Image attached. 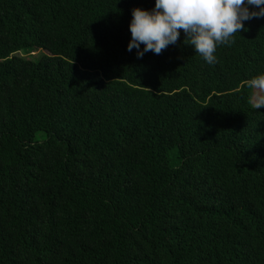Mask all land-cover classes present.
Returning <instances> with one entry per match:
<instances>
[{
	"label": "trees",
	"instance_id": "16d2710c",
	"mask_svg": "<svg viewBox=\"0 0 264 264\" xmlns=\"http://www.w3.org/2000/svg\"><path fill=\"white\" fill-rule=\"evenodd\" d=\"M154 2L0 0V264H264V18L137 59Z\"/></svg>",
	"mask_w": 264,
	"mask_h": 264
},
{
	"label": "clouds",
	"instance_id": "9594fccd",
	"mask_svg": "<svg viewBox=\"0 0 264 264\" xmlns=\"http://www.w3.org/2000/svg\"><path fill=\"white\" fill-rule=\"evenodd\" d=\"M130 11L126 50L135 49L137 59L175 45L178 30H183V43L212 65L217 47L230 44L233 35L244 28L243 22L264 18V0H155L151 9L133 7ZM244 87L252 107H264V72L245 79Z\"/></svg>",
	"mask_w": 264,
	"mask_h": 264
},
{
	"label": "rangeland",
	"instance_id": "374dc122",
	"mask_svg": "<svg viewBox=\"0 0 264 264\" xmlns=\"http://www.w3.org/2000/svg\"><path fill=\"white\" fill-rule=\"evenodd\" d=\"M42 55H43L42 52H36V53L33 55V59H34V60H38V59L41 58Z\"/></svg>",
	"mask_w": 264,
	"mask_h": 264
}]
</instances>
